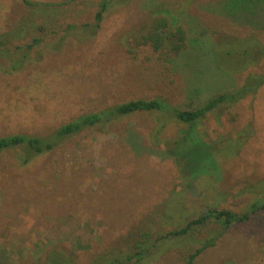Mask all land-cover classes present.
Wrapping results in <instances>:
<instances>
[{"label": "rangeland", "instance_id": "obj_1", "mask_svg": "<svg viewBox=\"0 0 264 264\" xmlns=\"http://www.w3.org/2000/svg\"><path fill=\"white\" fill-rule=\"evenodd\" d=\"M32 1L49 2L53 19L43 29L36 19L13 41L42 39L22 67L6 71L0 56V136L47 135L134 98L190 108L240 87L248 71H264V56L249 66L225 55L247 35L264 42V0H111L97 29L91 24L101 0ZM30 12L21 0H0V34ZM160 18L167 33L184 29L178 54L142 42ZM231 37L237 42L219 41ZM183 134L188 150L179 161L173 152ZM23 155L19 147L0 153V264H130L138 249L144 253L135 264H182L214 225L185 237L161 234L207 207L241 211L264 194V83L194 124L134 112L83 129L27 163ZM193 264H264V208L233 224Z\"/></svg>", "mask_w": 264, "mask_h": 264}, {"label": "trees", "instance_id": "obj_2", "mask_svg": "<svg viewBox=\"0 0 264 264\" xmlns=\"http://www.w3.org/2000/svg\"><path fill=\"white\" fill-rule=\"evenodd\" d=\"M21 1L32 12L24 17V19L20 21V24L15 26L14 31L9 35L0 34V56L4 59H8V65L5 67L6 71H14L22 67L25 60L29 58V51L35 45H38L42 39L39 37H32L30 42L19 45H12L13 41L24 38L29 30L36 26L33 24L36 19H41V24L37 26L39 29H43L44 25H47L48 20L52 21L53 19V13H49L46 10L47 8H50L49 2L32 0ZM110 2L111 0L100 1L99 8L94 16L93 24H91L94 29L99 27L103 12L109 6ZM166 25V18H160L156 22V26H153L145 35H142V42L149 43L154 50H158L162 46H165L172 53L178 54L186 48V35L184 29L178 25L172 27L170 33H167L168 31L164 29ZM247 36L250 38L239 39L242 40V45L239 50H236L235 52L233 51L232 53L226 51L225 55L231 57L234 61H244L249 63L250 66L255 65L256 63L258 64L260 59L264 56V42H261L254 36ZM170 37H172V39H170ZM227 39L229 40L224 41L221 38L219 41L236 43L238 38L231 37ZM246 40H251V43L248 44ZM15 53H19L18 58L15 57ZM263 83L264 71L258 73L248 71L245 81L240 87L226 88L224 91L217 92L190 108L174 106L169 104L165 99L158 97L150 99H129L95 112L84 113L77 116L76 118L54 128L47 135L40 136L26 133H14L0 136V153L6 149L19 147L24 154L21 156V161L27 163L33 156L52 150L65 138L74 135L83 129L96 124H105L116 117L134 112H160L184 124H194L204 118L208 113L213 112L222 106L233 105L245 95L256 92ZM188 134H183L175 140L176 147L173 154L176 156L177 160H179L181 155L188 150L186 148L188 147L186 140ZM261 193L263 192H259L255 196H258ZM263 208L264 194L255 199H250L248 204L241 211H234L229 208H217L215 206L207 207L198 212L196 216L184 220V223L181 226L168 230L165 234H161L160 239H173L180 236L185 237V235L193 231L195 228L204 226L208 223L213 224L214 227L208 231L206 236H203L199 241L196 240L199 245L188 251L185 257H183L182 264H193L195 258H197L202 251L213 246L217 238L227 231L233 224L246 222L252 214ZM143 253L142 249H138L134 254H128L127 260L130 261L131 256L134 255L136 262L132 261L133 263L130 264H135L141 260Z\"/></svg>", "mask_w": 264, "mask_h": 264}]
</instances>
